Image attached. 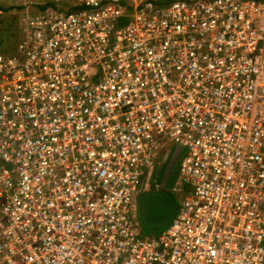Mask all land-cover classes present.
Returning a JSON list of instances; mask_svg holds the SVG:
<instances>
[{
	"label": "built area",
	"instance_id": "1",
	"mask_svg": "<svg viewBox=\"0 0 264 264\" xmlns=\"http://www.w3.org/2000/svg\"><path fill=\"white\" fill-rule=\"evenodd\" d=\"M26 25L0 56V264H264V0H83ZM170 144L185 196L145 236Z\"/></svg>",
	"mask_w": 264,
	"mask_h": 264
},
{
	"label": "rangeland",
	"instance_id": "2",
	"mask_svg": "<svg viewBox=\"0 0 264 264\" xmlns=\"http://www.w3.org/2000/svg\"><path fill=\"white\" fill-rule=\"evenodd\" d=\"M83 0H0V56L11 57L22 54L25 50V28L27 22L51 12L67 13L82 4ZM170 151L179 146L170 144ZM168 146V147H169ZM180 148V147H179ZM163 156H159L156 166L148 172L146 182L156 186L171 189L177 180L178 170L176 156H171L165 162ZM172 159V161H171ZM151 190V186L144 188ZM182 192L174 193V198L179 205L180 199L185 196ZM137 220L142 228L143 235H159L162 229L149 231L142 226L139 208L136 209Z\"/></svg>",
	"mask_w": 264,
	"mask_h": 264
},
{
	"label": "water",
	"instance_id": "3",
	"mask_svg": "<svg viewBox=\"0 0 264 264\" xmlns=\"http://www.w3.org/2000/svg\"><path fill=\"white\" fill-rule=\"evenodd\" d=\"M139 211L142 226L153 232L170 224L178 211V204L170 189L146 190L139 196Z\"/></svg>",
	"mask_w": 264,
	"mask_h": 264
},
{
	"label": "crops",
	"instance_id": "4",
	"mask_svg": "<svg viewBox=\"0 0 264 264\" xmlns=\"http://www.w3.org/2000/svg\"><path fill=\"white\" fill-rule=\"evenodd\" d=\"M173 145H175V144H173ZM170 147L171 146H169L167 148V150L163 154H161L160 156L164 155V157H163L164 161L163 162H165L167 159H170L171 156H176V162L179 165V160L181 159L184 150L181 147L180 148L178 147L176 149L174 148L173 151H170L169 150ZM171 161H172V159H171ZM149 182H150L149 186H151V190H158V191H165L166 190L163 186H159V185L154 186L151 183V180Z\"/></svg>",
	"mask_w": 264,
	"mask_h": 264
},
{
	"label": "flooded vegetation",
	"instance_id": "5",
	"mask_svg": "<svg viewBox=\"0 0 264 264\" xmlns=\"http://www.w3.org/2000/svg\"><path fill=\"white\" fill-rule=\"evenodd\" d=\"M176 166H177V170L179 169V165H178V163L176 164Z\"/></svg>",
	"mask_w": 264,
	"mask_h": 264
},
{
	"label": "trees",
	"instance_id": "6",
	"mask_svg": "<svg viewBox=\"0 0 264 264\" xmlns=\"http://www.w3.org/2000/svg\"><path fill=\"white\" fill-rule=\"evenodd\" d=\"M180 161V160H179ZM176 164H177V162H176ZM163 230V229H162Z\"/></svg>",
	"mask_w": 264,
	"mask_h": 264
},
{
	"label": "clouds",
	"instance_id": "7",
	"mask_svg": "<svg viewBox=\"0 0 264 264\" xmlns=\"http://www.w3.org/2000/svg\"><path fill=\"white\" fill-rule=\"evenodd\" d=\"M171 188V187H170ZM167 190V189H166Z\"/></svg>",
	"mask_w": 264,
	"mask_h": 264
}]
</instances>
